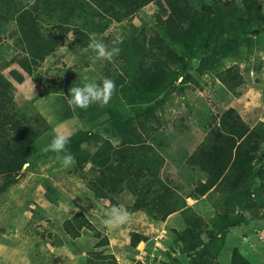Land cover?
<instances>
[{
    "label": "rangeland",
    "instance_id": "rangeland-1",
    "mask_svg": "<svg viewBox=\"0 0 264 264\" xmlns=\"http://www.w3.org/2000/svg\"><path fill=\"white\" fill-rule=\"evenodd\" d=\"M189 1L199 6L226 1L238 5L240 0ZM37 2L18 0L0 28V74L8 84L15 108L26 114L37 112L49 126L31 144L16 182L0 194V264H85V253L93 249L95 236L90 230L81 229L78 237L70 238L61 228V223L76 209L106 236L105 253L113 254L115 264H184L188 258L182 251L192 248L195 236L204 242L214 230L215 213L207 195L185 198V204L199 218V224L192 229L193 235L184 240L177 238V233H181L185 226L179 211L161 221L138 210L130 213L129 224L110 231L102 221L111 203L105 198L94 197L85 186V177L90 176L89 164L84 166L82 173H73L71 170L75 164L66 169L57 160L56 153L43 149L55 133L71 134L77 129L89 130L113 145L118 144L119 139L109 130L107 115L94 108L98 103L87 109L68 104L72 86L100 83L104 78H110L116 84L110 101L117 105L125 120L133 122L145 143L156 148L160 145L164 161L160 178L170 186H179V193L185 196L191 191L193 180L202 178V173L187 166L186 157L203 140L207 123L216 113L233 108L249 128L264 126V30L252 26L246 34L252 39L250 46H239L235 54L219 59L214 69L204 70L201 59L214 47L185 55L178 46L168 44L157 24V16L164 17L158 1L147 3L125 20L108 22L102 30L103 20L94 15L93 7L87 3L84 17L76 21V29L66 33L43 59L37 60L31 56L27 45L19 40L14 19L19 7L31 8L36 17L38 12L34 5ZM256 2L264 23V0ZM90 33H96L97 38L109 47L114 40H119V55L111 61L94 62L95 52L89 47ZM133 39L138 46L143 44L153 52L159 47L165 50L168 46L174 50L179 62L173 65L169 59L160 56V63L173 68L177 76L154 100L141 105L137 114L119 101L118 91L120 78H125L126 69L130 70L123 47ZM151 61V57L142 59L146 65ZM231 66H234L231 73L241 82L236 88L237 95L229 92L217 77L218 72ZM45 183L54 189V203L47 198ZM115 198L118 205L123 206L130 203L133 196L124 190ZM247 200L246 205L252 209L249 212L243 209L242 214L255 219L251 223L260 238H251L261 241L264 236V181H255L249 187ZM244 229L224 232L216 257L219 264H230L231 249L240 247V233ZM132 231L145 236V240L130 246L128 235ZM39 232H50L53 235L50 239L56 236L60 245H51L48 239L40 238Z\"/></svg>",
    "mask_w": 264,
    "mask_h": 264
},
{
    "label": "trees",
    "instance_id": "trees-1",
    "mask_svg": "<svg viewBox=\"0 0 264 264\" xmlns=\"http://www.w3.org/2000/svg\"><path fill=\"white\" fill-rule=\"evenodd\" d=\"M17 1L0 0L1 29ZM152 1H158L164 12V17L157 16V24L168 44L178 46L185 55L214 47L201 59L204 70L214 69L219 59L235 54L239 46H250L252 39L246 34L252 26L264 30L256 0H240L238 5L226 1L199 6L189 0H38L34 5L38 12L36 17L31 8L19 7L14 19L19 40L27 45L33 58L41 60L59 39L76 29V21L84 17L87 3L93 7L94 15L103 20L102 30L108 22L125 20ZM138 44L133 39L123 47L130 70L126 69L125 78H120L118 89L119 101L136 114L141 105L154 100L177 76L173 68L160 63V56L169 59L170 64L179 63L178 56L168 46L153 52L148 46ZM144 57H151V63L143 64ZM232 71L234 66L221 70L217 77L229 92L237 95L236 88L241 82ZM94 108L107 115L109 130L119 142L113 145L89 130H75L67 146L76 161L71 171L82 173L89 164L90 176L85 177V186L94 197L107 199L110 207L118 205L115 197L125 190L133 196L130 203L123 205L129 213L140 210L162 221L179 211L185 226L177 233L178 240L193 235L192 229L199 224V218L185 204V198L207 195L215 213L214 230L204 242L195 236L192 248L182 253L188 258L184 264H219L216 257L224 232L245 221L242 210L252 209L246 205L247 190L255 181H264V126L249 128L233 108L216 113L207 123L203 140L185 160L187 166L202 173V178L193 180L191 191L182 196L179 186H170L160 178L164 164L160 145L156 148L145 143L133 122L125 120L113 102ZM48 127L37 112L26 114L16 110L8 84L0 74V194L16 182L31 144ZM44 187L48 200L54 203V189L48 183ZM61 228L70 238L78 237L81 229L90 230L95 236L93 249L85 253V264H115L113 254L105 253L106 236L82 211L74 212L61 223ZM38 235L53 246L61 243L56 236L50 239L53 236L50 232ZM128 236L130 246L145 240V236L133 231ZM229 263L250 264L235 247L231 249Z\"/></svg>",
    "mask_w": 264,
    "mask_h": 264
},
{
    "label": "clouds",
    "instance_id": "clouds-1",
    "mask_svg": "<svg viewBox=\"0 0 264 264\" xmlns=\"http://www.w3.org/2000/svg\"><path fill=\"white\" fill-rule=\"evenodd\" d=\"M89 39V47L95 52L94 62L96 60L111 61L119 55V40H114L112 46L109 47L101 39L97 38L96 33H90ZM115 90L116 84L110 78H104L100 83L87 82L83 86H72L69 89L70 99L68 100V104L71 107L79 109H87L94 103L106 106L112 99ZM70 138V133L57 132L53 135L50 143L43 149L45 152L51 151L56 153L57 160L66 169L76 163L75 157L67 149ZM76 210L78 211V209ZM130 222L131 214L121 205L111 206L106 218L102 221L104 226L110 231L118 230Z\"/></svg>",
    "mask_w": 264,
    "mask_h": 264
},
{
    "label": "crops",
    "instance_id": "crops-1",
    "mask_svg": "<svg viewBox=\"0 0 264 264\" xmlns=\"http://www.w3.org/2000/svg\"><path fill=\"white\" fill-rule=\"evenodd\" d=\"M252 220L255 219H249V216H246L245 221L240 226L230 228L231 230L236 229L237 231L242 227L245 228L240 233L242 238L241 240H239L240 247L235 248L246 260L249 261L250 264H264V236L261 238V241H257L256 238H251H260L257 230L253 228L254 224L251 223L253 222Z\"/></svg>",
    "mask_w": 264,
    "mask_h": 264
}]
</instances>
